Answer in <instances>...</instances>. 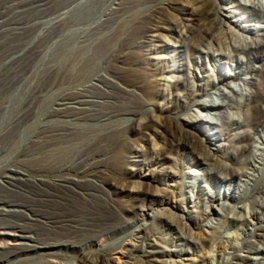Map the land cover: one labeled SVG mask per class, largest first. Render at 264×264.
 I'll return each mask as SVG.
<instances>
[{
	"label": "bare ground",
	"instance_id": "6f19581e",
	"mask_svg": "<svg viewBox=\"0 0 264 264\" xmlns=\"http://www.w3.org/2000/svg\"><path fill=\"white\" fill-rule=\"evenodd\" d=\"M159 1H156L157 3L150 10L152 12L151 16L156 21H159L165 9L175 8V4L180 3L179 0ZM191 1L195 3L196 7L193 8L198 13L199 18L187 19L189 22L184 25L183 30L177 31L178 37L173 46L176 47L174 52L181 57L182 62L176 67L165 69V71L172 72V74H178L171 75L172 80L166 76L163 77V75L157 78L161 82L160 86L163 87V92L160 95L151 89L150 81L148 82L146 77H143V84L140 88L141 91H145V88H148V90H151V93L147 95L148 100L143 101V96L139 95L140 93L137 96L136 92H133L134 90L128 88H124L123 91L119 85L120 83H117L110 76L93 74L92 78L88 79L89 81L82 84L74 92L72 91L71 95L64 94L58 97L56 108L52 109L49 113H44L43 121L39 125L27 127L28 132L25 127H21L16 133L13 132V128L16 129L21 121H29L37 114V111L29 112L28 108H26L30 106L33 98L31 97L27 102L21 104L20 109L15 110V105H19V99L22 98H15L13 96L20 84H23L21 81L19 85L17 84L15 87L11 86L8 94H4L0 98V154L17 153V156L13 157V162L15 161V163L4 167L0 171V189L8 193V195L0 194V264H192L196 259L183 257L190 253L189 250H186L185 246L193 243L200 248L203 241H216L221 230L228 228L231 223L242 225L241 227L239 226L241 229L247 227L246 233L252 237V244L248 245V242L244 241L248 246H244L245 248L242 246L244 249L241 253H237L240 250L238 236L233 238L229 235L225 236L227 237L226 239L218 241L219 246L223 249L222 251L231 255L236 261L233 263L241 264L240 261L242 262L247 259L252 264H258L264 258V80H259L258 78L260 74L264 73V27L258 29L255 24L246 27L242 25V22L238 21L233 24L241 33L237 32L238 30L235 31L234 28L228 25V22L227 24L226 21L219 20L218 9L212 0ZM247 1L250 2L249 5L239 3L237 8L247 14L249 20L263 21L264 6L261 1ZM32 5L38 9L43 7L44 3L33 2ZM94 6L96 5L93 4ZM44 9L41 11H45ZM66 13H60L54 19L60 20ZM106 14H108L107 11ZM40 18L38 17V22H46V19L40 20ZM5 20L3 18L0 19V31L11 32L13 34L21 32L23 28L22 23H18L17 20V22H12L11 20L6 22ZM158 28L165 27L158 26ZM158 30L155 29L156 32L152 36L154 41L158 43L156 45L158 46V52H164L168 48L162 43L164 42V38L161 32L157 33ZM259 31L263 32L261 34L256 33L255 35H261V38H249L248 35H244V33L254 34ZM229 48H231L230 53L227 51ZM28 51L29 48H21L19 51L4 53L5 55L0 59V75L3 70L22 60ZM225 57H229L231 61H237L229 72L224 71V65L217 63L223 61ZM208 58H210L212 65L213 63L214 66L216 65L213 68L214 73L200 76V70L205 72L206 59ZM223 62L228 63V60ZM58 65L56 66L55 64L54 66L59 68ZM248 77L249 80H247ZM236 81L238 83H235ZM256 82L260 83L259 89H247L249 85H254ZM209 86H211V90L216 89L221 94L214 97V94L208 90ZM178 88H182L183 92L179 94L177 92ZM121 92H124V104L128 103L129 106H126L124 111H119V116H124V119L131 117L141 118L144 117L143 115L147 116L146 120L136 121V124L134 119L124 125V139L127 138L126 134H128L129 127L134 124L139 130L144 131L141 137H139L142 144L151 139L150 133L146 132L145 129L155 131L166 141L165 147L168 143L171 148L188 150L192 157L191 163L204 169L205 173L195 172L192 174L193 180L187 181L189 192L194 193L191 196L193 203H196L195 195L200 196L204 194L202 187H207L205 183H212L215 187L218 186L226 189L223 194L222 192L219 193L221 196L219 195L220 208H217L218 222L215 224L207 221L202 224L196 222L197 218L192 216L188 210H183L187 216L177 215L176 212L171 211L167 219L169 226L175 232V237L170 241L169 245L167 244L168 247L163 245L152 234V230L150 231L149 228L150 225L144 223L143 226H139L138 232L130 237L128 246L117 251L116 256L112 255L110 257L101 255L92 257L85 251V246L87 247L89 244L100 245L106 236L115 230L113 228L110 231V227H108L109 231L101 232L97 237L88 238V240L82 243L76 242L77 240H68L63 243L43 241V239L38 237L39 233L37 234L35 227L41 226L44 230L50 229L57 226L59 220L56 222L52 216H47L46 212L43 213L41 209H37L32 203L29 204L30 202L25 203L19 199H12L10 196L19 195L31 200H38L41 204L44 200H57V198L65 196L78 197L80 195L83 198H88L89 196L90 198L92 196L96 197L97 194L82 190L81 181L77 178L79 177L78 174L82 171L79 172L76 164H69L66 160L78 147V144L74 141L76 140L75 137L78 134L79 127L77 128L75 124L94 122L97 118L104 115L108 118L113 117L114 108L123 98ZM213 93L216 94V92ZM140 96H142V99ZM159 96L164 100L162 104L156 102ZM198 97L201 99L194 100ZM192 98H194L193 105L203 110V114H198L196 119L192 121L186 119L187 121L184 123L179 122L181 117L174 119L168 116V113L173 109L187 108ZM132 100L141 101L142 105L133 106L131 105ZM15 101L16 103H13ZM151 107L155 108V111L159 112V114L153 110L151 111ZM104 110H106L105 113L103 112ZM7 112H11L9 116ZM102 112L104 114L101 116ZM54 122L55 125H52ZM59 123H67L68 125L61 128ZM154 125L161 130L157 131L152 127ZM239 129L243 130L240 131ZM30 134L34 135L33 138H30L29 142ZM247 135L249 137L247 144H241ZM26 140L29 143L25 144ZM211 145L217 148H212ZM139 146H141L140 143ZM139 146L135 149L136 157H142L145 153V146L142 145L140 148ZM229 149L236 150L235 154H241L240 157L236 159L232 155H229ZM25 150L31 152L28 155L30 159L19 160L20 155H22L21 153L25 152ZM154 150L156 154H160V151L156 152V149ZM5 161L7 162V160ZM177 163L175 161V166H177ZM55 171L62 174H55ZM166 176L174 179L178 176V173L174 169H171ZM138 184L141 185H139L140 189H137V192L143 191L142 183L139 182ZM52 187L59 191H51ZM149 195L152 194L149 193ZM208 195L210 198L206 197L204 204L206 208L205 214L207 215L214 212V208L216 209V206L210 204V202L218 199L214 190H209ZM153 196L161 197L162 195L158 192L153 194ZM165 202L170 204L168 201ZM245 203H248V206ZM241 204L243 206H240ZM142 212L143 214H149L146 208H143ZM50 214L48 213V215ZM178 216L180 219H178ZM151 217L154 219L155 216ZM71 221L70 219L63 222L60 220L59 223H61L62 227L66 228V226H69V230H73L77 225L72 224ZM137 223V220H129L124 217V223L118 228L121 230H126L130 227L134 228ZM204 232L207 236L200 238L199 235L201 234L202 237ZM197 234L199 237H197ZM93 235L96 236L97 234ZM63 249L75 252L77 250L81 251L82 257H79L80 262L59 259V251ZM220 254L222 253L220 252ZM214 255L211 252L209 255L206 253L205 258L206 260L207 258L214 259Z\"/></svg>",
	"mask_w": 264,
	"mask_h": 264
},
{
	"label": "rangeland",
	"instance_id": "374dc122",
	"mask_svg": "<svg viewBox=\"0 0 264 264\" xmlns=\"http://www.w3.org/2000/svg\"><path fill=\"white\" fill-rule=\"evenodd\" d=\"M118 1L0 0V19H6V22H8V20H11L12 22L18 21V23H22L23 26L21 32L19 33L13 34L11 32L0 31V59L6 53L15 52L17 50L19 51L21 48H29V51L24 57L25 59L23 58L15 65H12L8 67V69L2 71L0 76H4L0 77V98L4 94H8L11 86L15 87L17 84L19 85L22 82L24 85L20 84L17 92L13 96L15 98H22L19 99V105H15V110L20 109L19 107L21 104L27 102V100L32 97L33 99L30 102V106L26 108H28L29 112L37 111L38 114H36V116L31 118L29 121H21L16 129L13 128L14 133H16L19 128L21 129V127H25L28 132L27 129L29 127L39 125L43 121L44 115L56 108V100L58 97L64 94L71 95L76 89L81 87L82 84L89 81L93 74H104L110 76L112 79L117 81V83H120L119 85L123 91L124 88H128L130 90H134L133 92H136L137 96L142 95L143 99L142 96H140V98L143 101L148 100L147 95L151 93V90H148V88H145V91H141L140 87L143 84V77H146L148 82L150 81L152 87L151 89L160 95L163 92V87L160 86L161 82L158 81L157 78L163 75V77L166 76L172 80L173 78L170 77L171 75H178L177 73L172 74V72H167L165 69L176 67L180 64V62H182L181 57L174 52L176 47H174L173 44L176 42L178 37L177 31L183 30L184 25L189 22L187 19L199 18L198 13H196V10L193 8L196 7L195 3L193 1L190 2V0H185L186 2L184 0H179L180 3L175 4V8L165 9L159 21H156L151 16L152 12H150V10L159 0ZM161 1L167 0H160L159 2ZM212 1L216 4L218 9L219 20H224L226 23L228 22L229 24H227L234 28L235 31L238 30L237 32H240V30L234 27L233 24L238 21L242 22V25H245L246 27H249V25L253 26V24H255L258 29L264 27V20H249L248 15L237 8L239 3L242 5H249L250 2L247 0H242V2L241 0ZM260 1L264 6V0ZM33 2L44 3V6L37 9L34 5H32ZM93 4L96 6L93 7ZM43 9L45 11H41ZM106 11L108 14H106ZM64 12L67 13L62 19H54L55 16ZM39 13L40 15H38ZM38 17H41L40 20L46 19V22H38ZM158 26L165 28H158ZM155 29H159L157 33L161 32V35H163L162 37L164 38V42L162 43H164L166 48H168L164 52H158V46H156L158 43L154 41L152 36V34L154 35L156 32ZM262 32L263 31H259L254 34L244 33V35H248L249 38H261V35L256 36L255 34H261ZM227 51L230 53L231 48ZM241 56L244 57L245 55ZM226 60H228V63L223 62ZM223 61H219L217 63L224 65V71L226 72H229L233 68V65L237 62L231 61L229 57H225ZM55 64L56 66L59 64V68H56V66H54ZM215 66L214 63L212 65L210 58L206 59L205 72L200 70L199 75L213 74V68ZM41 74L44 76H42L43 79ZM258 78L259 80H264V73L260 74ZM247 80H249V77ZM164 82L166 81L164 80ZM235 83L238 82L236 81ZM242 83H244V81H242ZM38 84L39 86H37ZM259 87L260 83L256 82L254 85H249L247 89L251 90L252 88L257 90ZM31 90H34V92ZM208 90L210 93L214 94V97L221 94V92L216 89L211 90V86L208 87ZM177 92L180 94L183 92V89L178 88ZM213 92H216V94ZM121 94L123 98L114 108L115 112L113 117L108 118L104 115L103 117L97 118L94 122H80L75 124L77 128L79 127L78 134L75 137L76 140L74 141L78 144V147L66 160L69 164H76V167L79 168V172L82 171L78 174L79 177H77L81 181L82 190L92 192L95 195L97 194L96 197L92 196L90 198L89 196L88 198H83L80 195L78 197L65 196L62 197L64 199L57 198L58 201L56 199L48 201L44 200L43 202L41 201V204L38 200H31L22 196L20 197L19 195H9L12 199H19L25 203L30 202L29 204L32 203V205H34L37 209H41L43 213L46 212L45 214L47 216H52L56 222H58V220L59 222L60 220L63 222L64 220L69 219L71 221L72 219L71 223L77 225V227L73 228V230H69V226H66L68 229L63 226V229L61 223L58 222V228L55 226L53 228L46 229L47 231L44 230L43 227L41 228V226H36L35 230L37 234L39 233L38 237L43 239V241L47 240L49 242L63 243L68 240H77L76 242L82 243L83 241L88 240V238H95L101 232L103 233L109 231L110 229V231H112L114 228L115 230L108 234L100 245L89 244L87 247L85 246V251L92 257L100 255L110 257L112 255L116 256L118 253L117 251L127 247L128 242L131 239L130 237L134 233L138 232L137 229H139V226H143L144 223L149 224L152 234H154L163 245L168 247L167 244L169 245L170 241L175 237V232L169 226L167 219L168 214H170L171 211L176 212L177 215L185 216L186 212L183 210H188L192 216L197 218H195L196 222L202 224L207 221L215 224L218 222L217 208H220L219 197L221 196L219 193L222 192L223 194L226 189L218 186L215 187L212 183H205L207 187H202L204 194L200 196L195 195L196 203H193L191 201V196L194 195V193L189 192L190 190L187 188V181L193 180L192 174L195 172L205 173L204 169L194 166L191 163L192 157L190 156L191 154L188 150L171 148L168 143L165 147L166 141L155 131L145 129L146 132L150 133L151 139L142 144L139 137H141L144 131L139 130L135 124L136 121L139 122L141 120H146L147 116L143 115L144 117H141L142 119L135 117L124 119V116H119L118 112L124 111V108L129 106L128 103L124 104V92H121ZM121 94L119 95L121 96ZM169 96L171 97V95ZM193 99L194 98L191 99L187 108H180L178 110L173 109L168 113V116L174 119L181 117V120L179 121L180 123H184L187 120H195L198 114H203V110H200L193 105L194 100H199L201 98L198 97L194 100ZM163 101V98L160 96L156 100L158 104H162ZM136 102H138V100H132L131 105H142L141 101L137 104ZM13 103H16V101ZM150 110L155 111V108L151 107ZM103 112L105 113L106 110ZM103 112L101 116L104 114ZM155 112L159 114V112ZM10 113L11 112H7V115L9 116ZM132 120H134L135 124L129 127L127 131L128 134H126L127 138L124 139V125L128 124ZM53 124L55 125V122L52 123V125ZM59 124L61 125V128L68 125L67 123ZM152 127L157 131L161 130L159 127H155V125ZM239 130L242 131L243 129ZM33 135L30 134L28 139L29 142L30 138H33ZM28 140H26L25 144L29 143ZM248 140L249 137L247 135L241 144H247ZM139 143L141 146H145V153L142 157L135 156V149L138 148L137 146H139ZM130 145L132 148L129 147ZM141 146H139V148ZM211 147L217 148L214 145H211ZM152 148L156 149V152L160 151V154H156L154 152L155 150ZM228 151L229 155H232L236 159L241 155H236V150L233 149H229ZM30 153L31 152L29 150L28 152L27 150H25V152L23 151L19 160L30 159V156H28ZM15 155L17 156V153L11 152L10 154H0V171L4 167L15 163V161L13 162V157H15ZM174 159L178 162L177 166H175ZM5 160H7V162ZM2 162L6 163L3 164ZM171 169H174L178 173V176L174 179L166 176L168 171ZM55 174L62 173L55 171ZM139 182L142 183L143 191L141 192H137V189H140L139 185H141L138 184ZM53 188L54 187L51 188V191H59L58 189L54 188V190ZM209 190H214L218 199L210 202V204H214L216 206V209L214 208V212L207 215L205 214L206 208L204 204L206 197L210 198L208 195ZM158 192L162 195L161 197L153 196V194ZM149 193L152 195H149ZM0 194L8 195V193L1 189ZM165 201L170 202V204H167ZM245 204L248 206V203ZM240 206H243V204ZM143 208H146L149 214H143ZM48 213L51 214L48 215ZM151 216H155L154 219ZM124 217L129 220H137V225H135L134 228L130 227L126 230L119 229L118 227L124 223ZM178 219H180L179 216ZM239 226L241 227L242 225L231 223L228 228H223L221 230V233L216 238V241H203L200 248L193 243L186 245L185 248L186 250H189L190 253H188V255H184L183 257L196 259L192 264H212V262H214V264H234L236 261L231 255L222 251L223 249L219 246L220 244L218 241L226 239L227 237L225 236L230 235L233 238L238 236L240 250H238L237 253H241L246 246L252 244V237L246 233L247 227H243V229H241ZM108 227H110V229ZM93 234L97 235L94 236ZM199 236L200 238H203V236H207V234L204 232L202 237L201 234ZM199 236L197 234V237ZM218 238L220 239L218 240ZM244 241L246 243L248 242V245ZM242 246L245 247L243 248ZM78 251L79 250L75 252L73 250L63 249L59 251L58 256L59 259L65 261L76 260L77 262H80L79 260L82 257V252ZM200 252L202 253V256ZM210 252L211 254H215L214 259L207 258L206 260L205 254L207 253V255H209ZM220 252L222 254H220ZM240 263L252 264L251 261L247 259L242 262L240 261ZM258 264H264V258H262Z\"/></svg>",
	"mask_w": 264,
	"mask_h": 264
}]
</instances>
